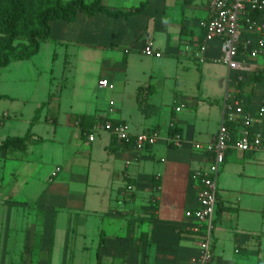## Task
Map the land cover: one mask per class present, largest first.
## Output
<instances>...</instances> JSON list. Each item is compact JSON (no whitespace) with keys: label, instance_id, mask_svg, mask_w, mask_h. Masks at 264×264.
<instances>
[{"label":"crops","instance_id":"obj_1","mask_svg":"<svg viewBox=\"0 0 264 264\" xmlns=\"http://www.w3.org/2000/svg\"><path fill=\"white\" fill-rule=\"evenodd\" d=\"M103 4L111 11L144 9L129 17L80 14L75 23H53L50 39L97 51L120 50L127 68L108 70L96 84L98 91H112L115 99L98 98L92 111L65 119L60 105L53 109L57 103H52L36 120L42 101L25 118L30 104L3 94L12 100L0 113L8 114L0 124V145L30 130L34 136L24 150H0V264H189L201 254L206 229L191 215L200 204L196 172L210 165V157L193 143L216 138L227 96L230 104H241L253 114L251 132L261 134L264 143V53L251 56L258 34L242 35L240 53L252 70L231 72L221 62L223 42L205 43L202 23L210 18V0ZM150 42L157 55L148 57L162 66L174 59L177 67L128 68L134 56H147ZM158 76L173 83L166 114L154 100ZM102 80L113 88L101 87ZM128 91L135 103L132 111ZM8 119L10 126L2 134ZM107 121L127 124L133 136L157 131L160 139L142 151L134 137L120 142L107 131L97 132L90 142L84 130L92 132ZM172 126L185 140L182 147L168 142ZM231 127L237 132L241 125ZM46 146L67 150L53 157L43 177L25 174L32 164L29 154L37 150L42 156ZM263 239L264 149H229L218 182L210 264H264Z\"/></svg>","mask_w":264,"mask_h":264},{"label":"built area","instance_id":"obj_2","mask_svg":"<svg viewBox=\"0 0 264 264\" xmlns=\"http://www.w3.org/2000/svg\"><path fill=\"white\" fill-rule=\"evenodd\" d=\"M202 27L205 30V43L217 39L223 42L221 62L231 72H249L252 70L251 66L240 53L242 35L244 31L258 34L259 45L252 50L251 56L258 57L264 53V0H210V18L202 23ZM206 49V45L201 47L202 52ZM144 53L147 56L157 55L152 42L148 43ZM239 79L242 80V76ZM100 86L113 88L108 80H102ZM229 98L226 97L223 119L216 138L208 143H193L196 151L204 152L210 157V165L196 172V178L201 184L200 204L199 209L191 215L205 223L206 229L200 243L201 254L193 258L189 264H210L213 260L211 239L218 204V182L227 151L235 149L245 153L264 149L262 135L251 132L254 124L253 114L246 112L241 104H230ZM176 111L180 112L181 108H176ZM260 111L263 114L264 108ZM7 117V113L0 116V124ZM232 124H239L241 128L236 132L231 127ZM99 131L109 132L120 142H128L134 137L135 147L139 151L156 144L160 139V133L157 131L142 132L133 136L127 124L111 121L104 122L103 125L93 128L92 132L84 134L93 142ZM168 142L176 147H182L185 140L180 134H174L168 138Z\"/></svg>","mask_w":264,"mask_h":264},{"label":"rangeland","instance_id":"obj_3","mask_svg":"<svg viewBox=\"0 0 264 264\" xmlns=\"http://www.w3.org/2000/svg\"><path fill=\"white\" fill-rule=\"evenodd\" d=\"M126 59L120 50L97 51L86 47L61 44L54 39H50L44 42L41 52L37 57L18 63L14 61L8 68L0 67V94L13 95L17 99L16 102L18 104L21 102L29 103L30 106L26 109L25 118L31 117L34 105L42 101L40 106L42 107V115L45 116L49 111L50 104L53 103L51 106H54L57 103L53 109L60 105V118L65 119L68 115L92 111L98 98L106 99L107 101L115 99L111 95L112 91L107 89L98 91L96 84L103 73L107 75L108 70L127 68ZM170 62V66H162L152 57L136 55L133 57V61L128 68L177 67V62L174 59L173 61L171 59ZM110 76L112 77V73ZM157 78L159 92L154 100L161 106L164 114H166V112L168 113L171 110V106H168V103H170L172 96L173 83L160 76ZM50 91L52 92L51 95L49 94ZM130 94L131 92L128 91L125 98L128 109L132 111L131 107L135 103L132 94ZM11 100L6 98L0 100V113L8 109ZM52 113L54 115L57 114L55 110ZM10 123L11 121L8 119L6 127L1 129L2 134L7 132ZM45 149L46 151H44L42 156L37 150L29 154L28 158H32V164L29 168H26L27 172L25 174L36 178L43 177L44 170L53 157L55 160L60 152V154L66 153L67 150L65 146H46ZM0 162H2L1 159Z\"/></svg>","mask_w":264,"mask_h":264},{"label":"trees","instance_id":"obj_4","mask_svg":"<svg viewBox=\"0 0 264 264\" xmlns=\"http://www.w3.org/2000/svg\"><path fill=\"white\" fill-rule=\"evenodd\" d=\"M143 9L144 6L131 12L111 11L104 6L103 0H0V67L6 68L13 61L36 56L42 44L52 37L53 23H75L80 14L89 18L100 14L129 17L140 14ZM5 98L0 95V100ZM40 111H37L36 120ZM176 132L177 128L172 126L170 133ZM33 136L30 130L24 137L9 138L0 145V150H24Z\"/></svg>","mask_w":264,"mask_h":264}]
</instances>
